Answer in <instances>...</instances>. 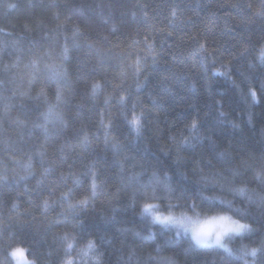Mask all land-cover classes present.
Listing matches in <instances>:
<instances>
[{
    "label": "clouds",
    "instance_id": "1",
    "mask_svg": "<svg viewBox=\"0 0 264 264\" xmlns=\"http://www.w3.org/2000/svg\"><path fill=\"white\" fill-rule=\"evenodd\" d=\"M193 2L0 0V264H264V0Z\"/></svg>",
    "mask_w": 264,
    "mask_h": 264
},
{
    "label": "trees",
    "instance_id": "2",
    "mask_svg": "<svg viewBox=\"0 0 264 264\" xmlns=\"http://www.w3.org/2000/svg\"><path fill=\"white\" fill-rule=\"evenodd\" d=\"M220 2V0H201L202 4H208L210 7L213 5H216ZM146 3L149 4L148 11L156 16L158 19L162 18L164 15H166V4L167 0H146ZM177 3L181 4V9L177 11V15L180 17L181 22L184 24L183 31H178V33H174L172 36H169L167 38L166 43L164 44V47L167 48L170 44L175 42L177 35H184L185 32H187L189 29H192L194 33L199 32L201 29L205 28V25L209 21V12L206 9H202L199 11V15H195V4L193 0H177ZM117 7L124 11L128 7H130L129 0H117ZM228 11L227 9H220L217 12V15L215 17L214 23L211 24V27L213 29L217 28L218 25H223V19L221 17H224L225 12ZM167 31H170L167 30ZM239 31L237 29L235 32L231 33L230 35L235 36L236 33ZM165 34V31L162 29V32L157 33V35ZM214 35H217V33H213ZM225 40H227V37H225ZM213 48H215V45H212ZM225 55H227V52H225ZM221 90L227 87V85H219L217 86ZM234 103V101H233Z\"/></svg>",
    "mask_w": 264,
    "mask_h": 264
},
{
    "label": "snow or ice",
    "instance_id": "3",
    "mask_svg": "<svg viewBox=\"0 0 264 264\" xmlns=\"http://www.w3.org/2000/svg\"><path fill=\"white\" fill-rule=\"evenodd\" d=\"M135 123H138V121H135Z\"/></svg>",
    "mask_w": 264,
    "mask_h": 264
}]
</instances>
